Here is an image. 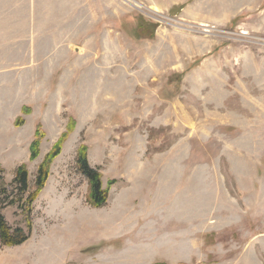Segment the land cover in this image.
I'll return each instance as SVG.
<instances>
[{
	"label": "rangeland",
	"instance_id": "rangeland-1",
	"mask_svg": "<svg viewBox=\"0 0 264 264\" xmlns=\"http://www.w3.org/2000/svg\"><path fill=\"white\" fill-rule=\"evenodd\" d=\"M36 2L30 69L17 81L0 70L12 83L0 87V210L13 231L29 233L17 169L34 191L68 137L28 241L0 244V264H264V0ZM5 12L29 9L7 0ZM82 145L109 192L102 208L77 170Z\"/></svg>",
	"mask_w": 264,
	"mask_h": 264
},
{
	"label": "trees",
	"instance_id": "trees-1",
	"mask_svg": "<svg viewBox=\"0 0 264 264\" xmlns=\"http://www.w3.org/2000/svg\"><path fill=\"white\" fill-rule=\"evenodd\" d=\"M24 120H20L17 124L18 126L22 125ZM71 131V129L69 130ZM68 134H63L62 138L55 144L53 151L46 157L44 162L40 165L37 177L35 190L31 192L30 189V180L29 172L26 166H20L17 171L13 181L15 190L18 192L20 199L23 201V196L28 195L25 200L23 208L25 209V215L28 225L29 233L32 228V210L33 204L38 199L42 191L45 189L47 182L50 178V166L53 161L61 154L62 147L66 141ZM44 139V133L39 128L37 129L35 142L32 145V156L31 159L35 160L39 157L40 154V145ZM77 170L83 175L89 186L88 191V203L94 208H102L108 202L109 192L107 189L103 188L102 175L99 170L94 169L90 166L88 159V147L82 145L78 150L77 154ZM4 193H7V190H3ZM20 202V200H18ZM11 205L17 204V200H11L9 202ZM29 233H26L22 229H17L15 231L8 225L4 216L0 210V244L6 247H16L25 244L29 239Z\"/></svg>",
	"mask_w": 264,
	"mask_h": 264
},
{
	"label": "crops",
	"instance_id": "crops-1",
	"mask_svg": "<svg viewBox=\"0 0 264 264\" xmlns=\"http://www.w3.org/2000/svg\"><path fill=\"white\" fill-rule=\"evenodd\" d=\"M7 0H0V4L5 3ZM26 6L29 9L28 16L21 18H13L10 14L5 12L4 14H0V22H4L5 19L12 22L11 24H18L12 28L13 30H9L6 33L4 29L0 34V70L5 71H15L14 78L16 81L22 76L23 72H28L30 69L29 64L33 60L34 55H36L38 48L40 47V38L38 37L37 31V2L36 0H26ZM21 23H18V22ZM24 23L27 25L26 35L21 40L20 49L16 46V43L11 39L18 30L24 28ZM30 35H32L30 37ZM15 40V39H14ZM36 41V42H35ZM39 42V43H38ZM20 43V42H19ZM15 49H14V48ZM66 67V64L62 66ZM62 68L58 67L57 70H61ZM23 77V76H22ZM12 83L1 82L0 87L9 86Z\"/></svg>",
	"mask_w": 264,
	"mask_h": 264
}]
</instances>
